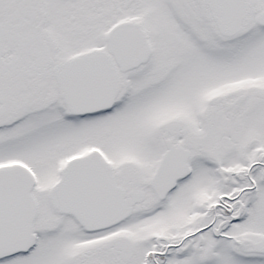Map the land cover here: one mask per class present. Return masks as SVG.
Wrapping results in <instances>:
<instances>
[{"label":"rangeland","instance_id":"374dc122","mask_svg":"<svg viewBox=\"0 0 264 264\" xmlns=\"http://www.w3.org/2000/svg\"><path fill=\"white\" fill-rule=\"evenodd\" d=\"M184 2L187 0H103L102 32L111 20L135 17L148 28L155 45L151 65L129 79L127 87L132 88V91L124 99L123 105L126 107L119 106V109L107 115L108 118L99 117L78 125L58 119L61 115L56 108L50 116L39 114L29 119L30 122L23 128L22 138L12 139L9 144L0 146L3 152L0 158H18L32 165L42 188L54 178L39 172L50 169L51 163L60 156L72 155L76 150H72L71 143H75L78 146L76 148L95 145L105 152L112 167L118 170V183L127 190L145 191L144 200L134 206L133 215L129 222L121 225L120 233L111 231L101 239L96 238V250L95 244L93 247L82 244L89 240L79 237L74 227L76 231L62 227L59 230L63 236L57 232L54 238L43 232L44 237L28 258L15 261L14 264H65L67 255L73 257L70 264L74 261L76 264H156L162 247L171 252L167 264H264V255H260V250H257V246L264 249V166L261 168L256 163L259 159L264 165V159L259 157L264 150V30L254 28L247 38H243L241 33L236 37L237 46L231 50L215 43L216 51L201 46L191 50L185 21H195L203 34L208 28L205 19H197L198 12L193 16L191 7L185 6ZM93 3L96 10V1ZM252 3L254 8L260 9L264 0H252ZM117 6L119 11L116 10ZM67 24L63 31L73 34L68 30L72 28L71 25ZM170 28L177 29L176 36L170 35ZM243 30L249 31V28L244 27ZM86 33H90V28H86ZM205 39L209 40L208 37ZM84 43L71 42L65 36L56 54L67 55L78 51L85 47ZM197 66L199 73L196 77L202 84V98L212 94L218 98L214 105L209 106L212 115L214 111L210 145L194 143L202 139L205 128L199 130L192 122V111L188 110L191 107L186 106L192 101L193 95L186 97L182 90L186 88L185 84L191 82L189 79H192ZM40 92L39 96L48 101V92ZM172 124H177L178 129L164 130L165 126ZM63 142L59 150L57 146ZM166 143L188 147L194 158L191 164L193 175L179 184L170 204L163 205L156 201L145 184L150 163L154 162L158 151L166 148ZM259 145L262 149L255 154L252 149ZM251 161L253 163L247 167L246 162L248 164ZM235 170L239 171L241 182L234 180ZM143 175L145 179L140 178ZM247 175L249 179L245 178ZM243 184L259 186V196L251 205L252 215L248 217L249 220L246 218L241 222L239 227L242 229L237 233L239 246L244 250L237 251L236 255L226 254L227 244L224 243L223 247L214 249L209 257L205 248L212 241L207 233H201L200 238L193 236L195 230L205 224L195 203L199 200L202 204L217 203L213 197L215 191L220 196L223 192L230 195L232 190L229 185H232L236 187L232 192L235 194ZM208 191L210 198H207ZM245 193L241 192L238 199L244 197ZM223 200L221 197L220 202ZM43 203L41 198L37 222L41 229H46L47 218L55 222L61 217L48 211ZM223 206L221 204L215 208L216 225L230 219L225 213L227 207ZM158 207L161 209L153 212V208ZM237 210L238 206H234V213ZM151 212L154 214L145 217ZM224 215L222 219L220 216ZM254 222L255 228H252ZM150 233L158 235L161 242L158 245L160 249L157 248L151 256V262L148 256L142 255L152 243ZM131 241L136 242V247L126 254L125 248ZM150 248L153 249L154 245L151 244ZM175 248L181 256H176V250H172ZM36 254L40 257L33 259Z\"/></svg>","mask_w":264,"mask_h":264},{"label":"flooded vegetation","instance_id":"af4514ba","mask_svg":"<svg viewBox=\"0 0 264 264\" xmlns=\"http://www.w3.org/2000/svg\"><path fill=\"white\" fill-rule=\"evenodd\" d=\"M94 1H96V10ZM244 1L247 12L245 18L239 19V28L234 33H223L218 29L217 22L205 0L184 2L185 6L191 7L193 16L198 12L197 19H205L208 28L203 34V30H200L199 24L197 25L195 21L189 19L185 21L186 37L190 40L189 48L192 50L193 47L201 46L216 51L215 43L218 46H227L231 50L237 46L236 37L241 33L243 38H247L254 28L264 30V24L255 21V17L264 10V5L258 9L254 8L252 0ZM102 3L103 0H0V146L9 144L12 139L22 138L23 128L30 122L29 119L39 114L50 116L55 113L56 108L61 115L57 117L58 119L78 125L94 121L99 117L108 118L116 109H119V106L126 107L123 105L124 99L132 91V88H128L129 79L151 65L155 56V45L148 28H145L135 17L111 20L102 32ZM116 10L119 11L120 8L117 6ZM67 22L72 27L68 30L73 34L63 31V27L68 25ZM244 27L249 28V31H244ZM86 28H90L88 35ZM176 30L168 29L173 37L176 36ZM158 32L163 31L158 30ZM65 36L71 42L85 41V47L67 55H57V48ZM83 54H90L85 64L76 59ZM217 66L220 67V64ZM198 73L197 66L194 68L192 79H189L191 82L185 84L186 88L182 90L185 91L186 97L193 95L192 101L186 106L191 107L188 110L192 111V122L199 130L202 127L205 128L202 139L194 143L210 145L214 111L212 115L209 106L214 105L218 98L215 94L202 98V84L196 77ZM94 79L96 81L86 82V80ZM105 79L113 80L112 99L103 107L87 111L89 103L93 104L94 101L98 104L103 96H109V89L104 88L102 83ZM203 87L206 88L204 85ZM39 90L48 92L46 95L49 98L48 101L39 96L41 93ZM88 92L93 98L86 97ZM71 93L73 97L70 96ZM178 127L177 124L174 126L172 124L169 127L165 126L164 130H177ZM182 132L185 130L182 129ZM64 143H59L57 148L60 150ZM70 146L72 150H76L72 152V155L60 156L51 163L50 169L39 172L54 178L42 188L32 165L18 158H0V171L10 174L2 178L3 183L0 185L1 191H8L5 193L7 200L3 201L7 205L16 206L17 203V199L9 200V197H17L15 189L18 188L17 184L9 181V177L18 182L19 178L25 176L26 171L32 181L25 218L22 217L13 222L0 221V264L6 262L14 264L15 261L28 258L37 248L39 240L44 237L43 232L53 235L54 238L57 232L63 236L64 234L59 230L62 227L78 230L79 237L83 236L85 240L90 241L82 242L81 240L80 242L84 246L93 247L95 244L96 250L98 245L96 238L101 239L111 231L120 233L121 225H124L123 223L133 215L134 206L144 200V189L127 190L125 186L118 183V170L112 167L110 160L100 147L86 145L85 148L82 145L76 148L78 146L75 143H71ZM261 149L262 146L259 145L252 150L256 154ZM260 153L259 157L264 159V150ZM2 155L3 152L0 151V156ZM193 158L188 147L177 143H166V148L156 153L154 162L150 163L149 177L145 185L158 203L170 204L172 194L179 188V184L193 175L191 165ZM252 163V161L248 164L246 162L247 167ZM256 163L261 168L264 166L259 159ZM140 178L145 179L146 176L143 175ZM233 178L236 182H241L238 170L233 172ZM245 178L249 179L250 176L247 175ZM229 186L232 192L235 191L236 187ZM232 192L230 195L223 192L220 196L215 191L216 194L214 193L213 197L217 203L202 204L200 200L198 203L194 202L205 224L197 228L193 236L200 238L201 233H207L212 241V244L205 248L209 257L214 249L223 247L224 243L227 244L226 254L236 255L237 251L244 250L239 246L237 233L242 229L239 227L241 222L252 215L251 205L259 196V186L243 184L236 190L237 193L232 194ZM241 192L247 193L238 199ZM210 196L208 191L207 198ZM221 197L224 200L220 202ZM41 198L48 211L55 212L61 217L55 222L47 218L46 229H41L37 222ZM221 204L227 207L225 213L230 216V219L216 225L215 208ZM234 206H238L235 213ZM96 207L102 210V216L98 218L102 225L88 227L84 222L96 218L92 216V211L89 209ZM120 207L122 210L117 211L116 214L114 209ZM154 208L153 212H156L162 206ZM153 212L145 217L153 215ZM78 215L80 222L76 219ZM225 216L220 217L224 219ZM251 227L255 228V222ZM150 241L152 243L142 254L148 256L149 262L156 249H160L158 245L161 243L160 237L153 234L150 235ZM135 244L134 241L128 242L125 248L126 254L136 247H134ZM151 244L154 245L153 249L150 248ZM175 245L178 246V244ZM233 245H235L234 250ZM257 250H260V255H264V249L261 246H257ZM37 254L33 256V259L40 257ZM170 254V250L162 247L156 264H167ZM175 254L177 257L181 256L177 250ZM70 260L73 261V257L67 255L65 264H70ZM73 264L76 262L74 261Z\"/></svg>","mask_w":264,"mask_h":264},{"label":"water","instance_id":"95a60500","mask_svg":"<svg viewBox=\"0 0 264 264\" xmlns=\"http://www.w3.org/2000/svg\"><path fill=\"white\" fill-rule=\"evenodd\" d=\"M206 4L209 6L211 10V14L213 18L216 20L218 29L222 31L223 33H234L237 31V28H239L238 21L240 18H245L247 8H246V2L244 0H205ZM255 21L259 24H264V11L258 14L255 17ZM89 55H81L77 58L78 61L85 62L88 60ZM106 67V65H104ZM85 81V79H82ZM96 81L94 80H86V82ZM103 87L109 89V96H103L102 99L97 103H89L87 111L96 110L100 107H103L112 99L113 95V80L105 79L102 81ZM101 83V84H102ZM109 83V86L107 84ZM71 97H73V93L70 94ZM93 98L88 92L86 97ZM7 174V175H6ZM25 176H23L21 179L19 178L18 182L15 181L14 178H8L10 182L17 184L18 188L15 189L17 197H9L11 199H17L16 206H10L7 205L4 200H7L5 197V193L8 191H1L0 190V221H16L20 220L22 217L25 218L26 211L28 209L27 201L29 200V190L31 187L32 181L29 178V175L26 174V171L24 172ZM10 176L9 173L6 171H0V185L3 183L1 180L3 177ZM13 176V175H12ZM99 207L89 209V211H92V216L96 217L95 220H90L87 222H84V224L88 227H99L102 225L101 221L98 220L99 217L102 216V210H99ZM121 207L119 209L115 208L114 211L117 214V211H121ZM25 212V213H24ZM90 216V215H89ZM78 221L80 222L79 215L76 217ZM14 224V223H13ZM12 224V225H13ZM25 243V242H24Z\"/></svg>","mask_w":264,"mask_h":264}]
</instances>
